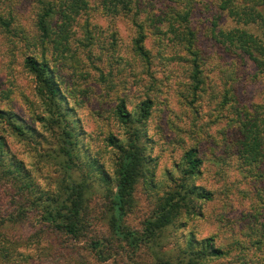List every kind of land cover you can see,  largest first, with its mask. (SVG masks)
<instances>
[{
    "label": "trees",
    "instance_id": "16d2710c",
    "mask_svg": "<svg viewBox=\"0 0 264 264\" xmlns=\"http://www.w3.org/2000/svg\"><path fill=\"white\" fill-rule=\"evenodd\" d=\"M6 1L0 0V6ZM86 1L33 0L36 10L32 33L23 34L26 39L22 66L32 75L35 95L44 109L34 121L52 134L54 142L44 148L37 139L45 137L41 130L8 109L0 108V125L9 136L41 147L42 152L37 150L39 160L49 166L53 175L36 176L33 170L36 165L29 167L13 151L6 134L0 133V187L8 189L5 207L0 206V263L16 264L21 259L20 248L25 247L28 239L17 232L32 227L36 232L50 230L74 240H85L102 262L116 250L124 249L126 253L139 252L150 259L149 263L131 264H206L223 258H229L232 264H264V98L245 103L240 85L246 83V76L236 66L223 72L224 88L205 91L204 57L205 38L211 35L222 53L234 54L244 65L248 63L249 77L264 76V0H210L216 15L211 28L205 29L203 40L192 23L196 0H156L158 6L149 5L143 18L140 13L145 8L141 4L144 0L96 1L103 13L111 17L122 14L129 17L135 29L132 50L141 65L149 70L153 65L164 67L179 58L185 65L187 85L182 95L196 101L204 92L221 110L227 111L226 124L210 141L219 152L214 162L223 166L224 170L219 167L222 178L229 176L232 168L239 169L247 181L237 183L247 186L236 189L237 192L246 197L255 195L257 199L244 213L239 233L234 235L235 255L218 245L214 236L198 238L190 231L181 235L183 245H180L168 234L172 227L176 232L184 228L180 221L183 216L192 221L202 218L203 204L213 198V191L196 183L204 163L197 143L184 146L179 161L173 164L174 170L166 173L171 184L156 197L141 228L128 226L126 219L135 207L136 185L150 176L152 158L148 148L153 140H147L141 127L149 121L152 99L138 103L132 110L126 109L125 100L115 107V120L125 132L121 138L110 134L104 140L116 150L111 174L80 143L79 123L53 76L49 50L44 46L37 49L35 45L42 46L41 38L50 48L58 50L59 43L54 37H63L66 28H71L85 10ZM14 20L9 11L8 16H0V27L9 32ZM89 31L87 38L93 40ZM148 34L159 40L152 51L146 45ZM169 44L181 51L167 56ZM167 117L177 129L175 117L172 114ZM160 129L165 140L169 132L164 134L163 128ZM93 179L110 186L97 201L99 212L91 205Z\"/></svg>",
    "mask_w": 264,
    "mask_h": 264
},
{
    "label": "rangeland",
    "instance_id": "374dc122",
    "mask_svg": "<svg viewBox=\"0 0 264 264\" xmlns=\"http://www.w3.org/2000/svg\"><path fill=\"white\" fill-rule=\"evenodd\" d=\"M96 1L98 0H87L85 10L76 22H73L71 28H66L63 37H54L59 43L58 50L50 48V44L41 38L39 40L43 42L42 46L35 44L37 49L41 50L44 46L49 50L53 76L79 123L78 130L82 133L80 143L88 149L90 156H95L94 158L100 160L105 169L113 174L116 150L109 147L104 140L110 134L121 138L125 132L124 127L115 120V107L121 100H125L126 109L132 110L138 103L151 98L153 104L149 121L141 127L147 140H153V144L148 148L152 158L149 166L150 176L136 185L135 207L126 219L128 226L136 230L141 228L142 221L156 197L171 184L166 173L174 170L173 164L179 161L184 146L197 143L204 163L202 175L196 183L213 191V198L203 204L202 218L192 221L183 216L180 221L183 222L184 228L176 232L172 227L168 234L180 245H183L181 235L190 231L198 238L214 236L218 245L224 246L230 250L231 255H235L237 243L234 235L239 233L244 213L257 199L255 195L246 197L237 192L236 189L247 186L237 183L239 180L245 181L239 169L232 168L228 172L230 175L222 178L219 171L221 166L214 162L219 152L217 148H213V142L210 141L226 124L227 111L221 110L216 101L204 92L202 98L199 97L196 101L186 99L182 95L187 91V85L185 65L179 58L171 60L164 67L153 65L149 70L145 65H141L133 54L132 39L135 29L130 25L129 17L124 14L111 17L103 13L100 3ZM142 2L145 8L142 9L140 18L146 15L145 10L149 5L156 7L159 4L156 0ZM212 8L210 0H196L194 3L192 23L202 40L206 35L205 29L211 28L216 15ZM35 10L33 0L1 2L0 16H8L10 11L15 20L9 32L0 27V108L15 112L40 129L45 137L37 139L40 145L46 148L54 142L52 134L34 121L35 116L41 114L44 109L35 95L32 75L22 66L26 39L23 34L32 33ZM55 29L57 31L58 26H55ZM87 30L93 33V40L87 38ZM205 41V91L215 92L224 88L223 72L236 66L238 72L246 76V83L240 85L245 103L261 101L264 98V76L257 79L249 77L251 74L246 69L248 63L244 65L234 54L230 57L222 53V49L211 35L209 38L206 35ZM157 43L159 40L148 34L146 45L151 51L152 47L156 48L154 46ZM180 51L181 49L177 50L169 44L166 55H177ZM169 114L175 117L177 129L168 119ZM161 127L164 134L169 132L165 140L161 136ZM0 133L6 134L13 151L29 167L36 165L33 167L36 176L53 175L49 166L39 160L37 150L42 152L41 147L33 142L28 144L24 140L9 136L7 131H2L1 125ZM175 140L179 142L174 143ZM221 169L224 170L223 166ZM93 180L95 191L91 205L99 212L97 201L110 186L101 180ZM232 181H235L234 184H231ZM7 197L8 189L0 187L1 207H5ZM37 232L32 227L17 232L28 241L24 244L25 247L20 248L21 259L16 264H131L133 261H150L149 257L138 254L139 252L126 253V250L118 249L102 262L96 258L85 240H74L50 230ZM238 237L244 240L241 235ZM206 264L232 263L229 258H223Z\"/></svg>",
    "mask_w": 264,
    "mask_h": 264
},
{
    "label": "bare ground",
    "instance_id": "6f19581e",
    "mask_svg": "<svg viewBox=\"0 0 264 264\" xmlns=\"http://www.w3.org/2000/svg\"><path fill=\"white\" fill-rule=\"evenodd\" d=\"M69 116V115H68Z\"/></svg>",
    "mask_w": 264,
    "mask_h": 264
}]
</instances>
